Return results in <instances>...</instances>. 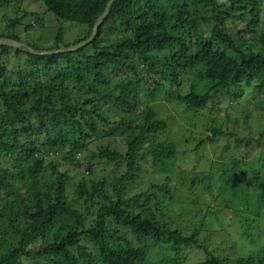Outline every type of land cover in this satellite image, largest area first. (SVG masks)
I'll return each instance as SVG.
<instances>
[{
  "label": "trees",
  "instance_id": "trees-1",
  "mask_svg": "<svg viewBox=\"0 0 264 264\" xmlns=\"http://www.w3.org/2000/svg\"><path fill=\"white\" fill-rule=\"evenodd\" d=\"M11 1L0 0V8ZM108 1L42 0L56 19L85 26L73 45L91 35ZM263 3L115 0L96 37L75 51L37 55L0 46V264H145V242L165 237L174 238L175 246L183 241L204 248L205 259L195 264H226L227 258L197 243L194 234L159 225L174 197L166 181L151 182L146 191L125 195L141 177L140 161L150 157L163 171L176 146L164 141L140 153L143 140L166 130L167 121L157 118L150 106L140 109L135 123L123 111L131 106L133 88L141 83L146 95L152 96L164 94L167 83L175 85L171 96L194 111L216 101L218 92L226 96L225 109L236 110L232 102L240 100L254 79L260 81L256 90L264 93ZM16 23L18 17L10 20L12 26ZM4 34L0 37L19 41L14 34ZM61 40L62 31L50 49L70 47ZM10 55L24 58V66L12 71L14 79L4 65ZM116 68L127 76L114 93L108 85ZM185 75H191V81L188 93L182 95L180 76ZM250 116L246 111L245 123ZM111 125L116 126L111 134L121 135L127 150L107 145L88 149L83 167L91 170L92 178L68 185V170L61 171V164L49 157H60L63 165L72 161L81 165L77 156L87 148L86 142ZM208 129L213 137H233L234 149L244 144L249 150L252 143L264 142V131L254 138L233 136L222 125ZM255 157L242 156L238 182L243 183L242 193L250 205L260 199L257 216L262 217L264 196L258 189L264 185L263 151ZM97 161L104 165L100 170L93 168ZM121 162L123 170L108 169ZM47 168L50 179L41 183ZM71 185L73 190L68 188ZM250 228L248 222L243 233L249 235ZM262 234L256 236L257 243ZM262 241L260 250L239 256L233 264H264Z\"/></svg>",
  "mask_w": 264,
  "mask_h": 264
},
{
  "label": "rangeland",
  "instance_id": "rangeland-1",
  "mask_svg": "<svg viewBox=\"0 0 264 264\" xmlns=\"http://www.w3.org/2000/svg\"><path fill=\"white\" fill-rule=\"evenodd\" d=\"M14 4L15 1L12 0L8 5L0 8V33L14 34L16 39L30 44L32 48L36 47L35 49L42 51L54 50L50 48L54 47L55 37L61 31L62 45L71 44L70 46H73V43L81 38L85 29L83 24L56 19L46 9L42 0H21ZM23 13L26 14L23 15ZM263 14L264 10L261 11V15ZM16 17L19 18V23L12 26L10 20ZM5 61L4 65L9 71L8 77L16 78L13 72L24 66V58L10 55L5 57ZM141 67L142 65L140 69ZM127 74L129 77L133 76L131 72ZM110 75L113 81L109 83L108 89L117 93V84L125 80L127 75H123L117 68L112 70ZM180 80L182 82L180 92L185 95L190 87L191 75L180 76ZM259 82L258 79H254L246 93L239 98L240 100L232 102L237 106L236 110L234 108L226 110L224 102L226 96L218 92L215 95L216 101L203 108L195 109V111L174 100L172 90H175V85L171 87L167 83L164 94L159 93L152 96L146 95L144 85L141 83L133 88V94L129 98L131 106L123 111L135 123L140 120V109L150 106L157 118L167 121L166 130L148 135L143 140L140 153L148 152L153 145L164 141H172L176 146L175 156L165 162L163 171L158 169L161 165L152 164L150 157L140 161L139 174L141 177L128 187L125 195L131 196L146 191L151 182L160 184L166 181L167 185L174 189V197L167 209V219L160 220L159 225L180 231L187 236L194 234L197 243L205 246L207 250H213L214 254L221 258H227L226 264H233L239 256L257 252L262 247L260 243L264 240L262 231L264 216H257L260 207L256 206L260 205L261 201L256 200L255 205H250L247 195L242 193L243 183H239L238 178L241 177L242 156L246 155L248 159L258 155L261 150L264 153V148H262L264 142L260 145L252 143L249 150L244 149V144L234 149L233 137H213L208 127L222 125L223 130H227L233 136L258 137L259 133L264 131V93L255 88ZM248 110L251 116L245 123V112ZM121 111L119 109V112ZM236 119L238 120L235 121ZM114 129L116 126L113 125L102 127L98 136L86 142L87 148L77 156L82 162L81 165L75 161L63 165L60 157L52 155L49 157V159L55 158L57 163L61 164L59 167L61 171L68 170L71 177L68 185L82 177L86 181L92 178L91 170L86 166L83 167L84 156L88 154V149L107 145L110 149H119L121 152L127 150L122 136L111 134ZM232 129L233 132H231ZM197 145L200 147L197 148ZM225 146L230 148L226 149ZM68 149L69 147L65 148V150ZM111 164L110 167L108 166L109 170L121 171L125 167L123 162L119 165ZM102 167H104L102 161L94 162L93 168L96 170ZM46 170L48 171L46 175L39 178L41 183L50 179V170L48 168ZM165 177H168V180H165ZM68 188L73 190L72 185ZM211 189H213L212 192L217 191L218 195H212ZM71 192L68 194L69 200L72 197ZM258 192L263 198L264 185L258 189ZM159 195L162 193L160 192ZM248 222L251 225L249 235L243 233ZM258 234H262L263 237L259 239V243L256 238ZM126 236L132 239L128 233ZM174 242V238L169 237L148 239L145 242L148 246L145 264H195L205 259L204 248L183 241L175 246Z\"/></svg>",
  "mask_w": 264,
  "mask_h": 264
},
{
  "label": "water",
  "instance_id": "water-1",
  "mask_svg": "<svg viewBox=\"0 0 264 264\" xmlns=\"http://www.w3.org/2000/svg\"><path fill=\"white\" fill-rule=\"evenodd\" d=\"M114 1L115 0H109L108 1L104 12L98 17V19L96 20V22L93 25L91 35L87 39L79 42L76 45H73L70 47H63V48H59V49H54V50L42 51V50H38V49L30 47L26 43H22V42H19L17 40L11 39V38L0 37V46H10V47H13L15 49H19V50L29 52V53H33V54H37V55H50V54H54V53H63L66 51H75V50L87 45L96 37V35L98 33V29L102 25L104 19L109 14L110 7Z\"/></svg>",
  "mask_w": 264,
  "mask_h": 264
}]
</instances>
